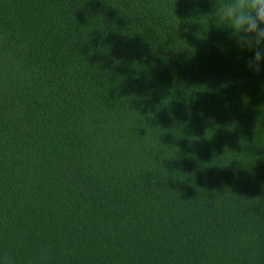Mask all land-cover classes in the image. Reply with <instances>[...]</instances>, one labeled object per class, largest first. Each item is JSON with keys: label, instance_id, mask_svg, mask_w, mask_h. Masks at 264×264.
I'll list each match as a JSON object with an SVG mask.
<instances>
[{"label": "trees", "instance_id": "16d2710c", "mask_svg": "<svg viewBox=\"0 0 264 264\" xmlns=\"http://www.w3.org/2000/svg\"><path fill=\"white\" fill-rule=\"evenodd\" d=\"M214 0H0V264H264V71Z\"/></svg>", "mask_w": 264, "mask_h": 264}, {"label": "clouds", "instance_id": "9594fccd", "mask_svg": "<svg viewBox=\"0 0 264 264\" xmlns=\"http://www.w3.org/2000/svg\"><path fill=\"white\" fill-rule=\"evenodd\" d=\"M211 15L239 49L252 52L247 69L256 75L264 71V0H214ZM3 264H11V258Z\"/></svg>", "mask_w": 264, "mask_h": 264}]
</instances>
